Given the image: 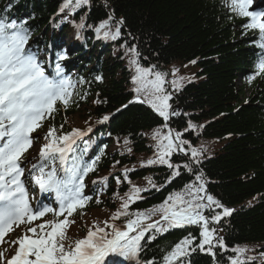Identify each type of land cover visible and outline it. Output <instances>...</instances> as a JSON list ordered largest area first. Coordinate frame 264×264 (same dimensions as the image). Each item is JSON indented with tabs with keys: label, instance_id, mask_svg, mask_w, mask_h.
Masks as SVG:
<instances>
[{
	"label": "trees",
	"instance_id": "16d2710c",
	"mask_svg": "<svg viewBox=\"0 0 264 264\" xmlns=\"http://www.w3.org/2000/svg\"><path fill=\"white\" fill-rule=\"evenodd\" d=\"M61 2L63 0H0V9L11 4L12 9L26 12L30 25H33L31 32L40 30L46 35L50 19L55 22L67 14V11L60 13L58 10ZM106 3L107 6L105 0H90V6H84L69 16L72 25L71 21L79 24L81 17L84 18L85 27L80 31H94L109 12L114 13L115 19L122 17L124 24L118 40H107V46L96 45L97 49H105L100 61L97 60L100 56L89 55L84 62L83 74L77 81L83 77L86 82L78 83L77 89L81 95L84 92L88 95L83 100L76 97L74 111L70 108L65 111L68 117L81 111L79 114L84 125L115 113L110 116L106 139L110 144L123 146L127 137L133 155L125 153L123 148L104 150L96 170L88 176L93 178L99 173H108L115 166L119 168L139 160L128 177L132 183L138 182L136 185L147 187L149 191L141 193L143 199L131 204L129 212L161 204L170 193L181 192L186 184L194 181L193 174L181 169L179 177L165 184L170 175L166 166H140L141 160L153 156L155 142L151 133L164 123L161 117L138 102L116 113V109L133 98L129 90V56L121 44L137 45L142 66L155 65L157 70H172L187 65L194 70L196 79L174 92L169 103L180 115L172 117L169 126L183 132L189 121L197 126L203 125L184 133L183 139L191 141L194 147L204 146L206 151L199 169L207 182V191L226 207L235 209L230 217L217 225L220 235L225 238L228 249L246 246L254 252H264V75L257 76L251 83L247 80L255 72L248 70L249 48L255 45L252 41L258 38L257 35L250 30L242 31V27L241 32L238 31L237 27L243 25L244 20L231 14L223 0H106ZM41 33H37L38 41L42 40ZM193 60L196 63H190ZM97 75L102 76V81L95 79ZM97 100L102 102L94 103ZM61 114L59 107L54 118L48 121L58 129L63 124V131H66ZM100 139L104 142V138ZM184 161L182 154L174 153L173 163ZM113 176L105 190L98 194L100 203L96 202L97 195L94 196L90 208L68 227L66 244L76 238L75 233L80 234V228H90V224L109 220L120 207L121 201L114 193L123 196L131 185L126 181L118 185L117 175ZM120 176H123L122 172ZM146 177L163 187L159 191L152 189ZM68 220L73 221V218ZM182 232H167L151 241L145 239L140 256L157 262L161 253L169 250ZM188 232L196 234L194 229ZM221 258L224 259L225 255ZM190 261L191 264H213L208 254L199 251L191 255ZM247 264H264V257Z\"/></svg>",
	"mask_w": 264,
	"mask_h": 264
},
{
	"label": "snow or ice",
	"instance_id": "6c2138e0",
	"mask_svg": "<svg viewBox=\"0 0 264 264\" xmlns=\"http://www.w3.org/2000/svg\"><path fill=\"white\" fill-rule=\"evenodd\" d=\"M252 3L253 0H223L231 14L247 19L242 25L245 32L250 30L258 37L252 43L262 51L255 65V72L247 77L249 83L257 76L264 75V11L250 10ZM84 6H90V0H63L59 11H67V15L61 22L68 21L69 16ZM11 7L9 4L8 8ZM113 21L115 22L112 23ZM71 23L77 29V39H81L79 30L85 27L84 18L81 17L79 24L75 21ZM123 24L122 17L115 19L114 13L109 12L107 18L95 26L94 31L97 38L116 41L121 37ZM87 27L93 28L92 25ZM30 35L31 29L26 21H18L6 15L0 17V244L5 242L4 238L9 233L17 228L23 229L22 234L10 242V256L6 255L8 249L0 251V264H109L111 256L141 264L139 256L144 250L142 241L154 240L157 234L162 235L171 229L190 226L197 227L199 235L189 232L172 244L170 250L165 251L161 264H185L186 260L187 264H191L189 258L197 251L212 256L213 264H219L215 250L224 251L227 245L217 225L230 217L235 209L226 207L207 191V182L202 169H199L206 151L204 146L194 147L191 141L183 139L184 133L203 125L197 126L189 121L183 132L169 126L171 118L180 113L169 103L174 92L168 91L167 86L170 84L178 92L183 87L185 77L179 76V69L174 67L171 72L173 79L168 81V73L157 70L155 65L142 66L139 59L141 53L135 44L130 47L127 42L120 45L129 56V67L133 72L132 92L135 95L128 104L116 109V113L134 102L151 107L164 123L152 130L155 151L152 157L141 160L140 166H166L170 175L165 184L180 176L181 169L193 174L194 181L186 184L181 192L170 193L161 204L129 212L130 205L143 199L141 193L149 191V188L133 184L128 173L134 171V168H124L121 170L123 176H116V183L119 185L127 181L131 188L123 196L114 193L121 201L120 207L109 220L103 222V226L94 223L83 238L66 244L67 227L74 223L68 217L78 209H83L92 199L84 191L85 177L96 170L103 149L93 159L86 161L84 153L87 152L90 141L84 138L92 131V127L72 128L65 132L63 124L59 129L53 125L44 136V143L40 145L38 156L34 158L36 162L31 164L29 174L31 181L42 193L54 194L58 208L48 204L32 207L28 190L21 179L25 174L22 165L27 162L26 153L34 145L35 138L32 134L45 120L54 118L58 104L67 109L76 102V97L83 100L88 93L81 95L76 87L77 83L86 82L83 77L74 81L64 73L59 61L67 58L66 53L57 54L55 75H48L37 54L28 47ZM190 63L194 64L196 61ZM95 79L102 81V76L97 75ZM112 115L115 113L102 116L97 123L108 121ZM129 143V139L125 137L124 150L131 153ZM174 153L183 154L185 161L173 163ZM115 164H119V161H115ZM145 179L152 189L159 191L163 187L157 186L151 177ZM108 180V176L99 179L101 192L107 187ZM92 183L96 185L98 181L94 180ZM96 202L100 203L98 195ZM47 213H53L57 218L63 215L64 218L44 220L43 223L32 226L34 221ZM157 216L159 218L155 219ZM121 217L125 218L123 228L109 222ZM147 233L152 234L146 236ZM232 251L235 255L228 257L229 264H247V261L254 259L250 256L245 258L244 254L248 251L246 246H237ZM260 256L264 257V252ZM143 264H156V261L146 260Z\"/></svg>",
	"mask_w": 264,
	"mask_h": 264
},
{
	"label": "rangeland",
	"instance_id": "374dc122",
	"mask_svg": "<svg viewBox=\"0 0 264 264\" xmlns=\"http://www.w3.org/2000/svg\"><path fill=\"white\" fill-rule=\"evenodd\" d=\"M66 36H68V37L70 36V38H71L70 34H68ZM177 69H179L178 75L185 77V80L182 81V84H184L185 82L190 81V80L195 78V72L191 67H189L187 65H181ZM172 79H173V76L171 75V78L169 79V81H171ZM70 111H74V110L71 109ZM79 113L81 114L82 112L79 111ZM79 113H72L71 114L72 116L67 118L66 124H68V125L78 124L81 121ZM42 134H43V132L36 134L33 147L30 148L28 150V152L26 153V155L28 157L26 160L27 162L24 163L23 165H25L27 163L32 164V163L36 162L34 158L38 156L40 145L42 143H44V136L42 137ZM23 165H22V167H23ZM29 235H31V233H29ZM16 237H18V236H16Z\"/></svg>",
	"mask_w": 264,
	"mask_h": 264
},
{
	"label": "bare ground",
	"instance_id": "6f19581e",
	"mask_svg": "<svg viewBox=\"0 0 264 264\" xmlns=\"http://www.w3.org/2000/svg\"><path fill=\"white\" fill-rule=\"evenodd\" d=\"M105 141H107L108 139L104 138ZM179 177V176H178Z\"/></svg>",
	"mask_w": 264,
	"mask_h": 264
}]
</instances>
